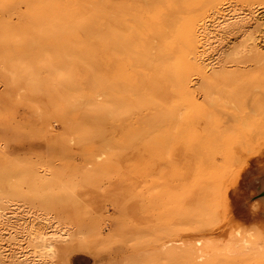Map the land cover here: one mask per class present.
I'll use <instances>...</instances> for the list:
<instances>
[{"label": "rangeland", "instance_id": "1", "mask_svg": "<svg viewBox=\"0 0 264 264\" xmlns=\"http://www.w3.org/2000/svg\"><path fill=\"white\" fill-rule=\"evenodd\" d=\"M127 2L0 0V264H264V0Z\"/></svg>", "mask_w": 264, "mask_h": 264}, {"label": "bare ground", "instance_id": "2", "mask_svg": "<svg viewBox=\"0 0 264 264\" xmlns=\"http://www.w3.org/2000/svg\"><path fill=\"white\" fill-rule=\"evenodd\" d=\"M139 1V0H138ZM131 3H132V1H131ZM131 3H129V2H127V0H126V17H128V19H129V17H131L130 16V5H131ZM138 3V2H137ZM139 5V4H138ZM222 9V8H221ZM137 11V10H136ZM219 11V10H218ZM223 11H224V9H222V10H220L219 12H217L218 13V15L217 16H219V17H222L223 15H221L222 13H223ZM131 12H133V11H131ZM141 13V12H140ZM216 13V14H217ZM134 14H135V12H134ZM180 14V13H179ZM169 15V14H168ZM136 16V15H135ZM174 16V15H173ZM212 16H214V15H212ZM210 17V16H209ZM224 17V16H223ZM260 17V16H259ZM137 18H138V16H137ZM264 18V17H263ZM169 19V18H168ZM178 19V18H177ZM214 18H212V20H213ZM215 19H217V21L218 22H224V19H222V20H220L221 18H215ZM214 19V20H215ZM259 19V18H258ZM211 20V21H212ZM262 20V18H260V20H258V21H261ZM144 21H147V20H145L144 19ZM149 21H150V23L151 22H153V20L152 19H149ZM174 21V20H173ZM263 21V20H262ZM202 22V21H201ZM178 23V22H177ZM205 23H206V21H205ZM208 23V22H207ZM207 23H206V26H207ZM213 24H214V22H212ZM204 24V23H203ZM212 24V25H213ZM226 24V23H225ZM262 24H263V22H258V26H262ZM129 25L130 26H132L133 24L132 23H130V21L129 20H127L126 19V26L127 27H129ZM224 25V24H223ZM201 26H202V24H201ZM225 26V25H224ZM226 26H227V24H226ZM198 27V26H197ZM203 27V26H202ZM209 27V26H208ZM220 27V26H219ZM184 28H186L185 26H184ZM203 28H207V27H203ZM210 28V27H209ZM212 29V28H211ZM205 30H207V29H205ZM192 31V30H191ZM199 31V30H198ZM210 31V30H209ZM204 31H202V33H203ZM206 32V31H205ZM188 33V32H187ZM196 32H194V34H195ZM200 33H201V31H200ZM252 33H254V32H252ZM172 34V33H171ZM216 34H217V32H216ZM225 34V33H224ZM251 34V33H250ZM201 36H202V34H200ZM208 35V34H207ZM255 35V34H254ZM147 36V35H146ZM195 36V35H194ZM193 36V37H194ZM200 36V37H201ZM210 36V35H209ZM251 36V35H250ZM190 37V36H189ZM224 37V36H223ZM248 37V36H247ZM246 37V38H247ZM206 38H208V36L206 37ZM133 39V38H132ZM156 39V38H155ZM187 39V38H186ZM192 39H194V38H192ZM129 40V39H128ZM127 40V41H128ZM157 40V39H156ZM222 40V39H221ZM248 40V39H247ZM247 40L246 41H244V42H247ZM204 41H206V40H204ZM204 41H202V42H204ZM252 41V38H251V40H250V42ZM253 41H255V40H253ZM195 42V41H194ZM167 44H169V42L168 43H165V42H163V44H162V46H165V45H167ZM197 44V43H196ZM211 44V43H210ZM249 44V43H248ZM247 44V45H248ZM194 45V44H193ZM200 45V44H199ZM198 45V46H199ZM214 45V44H213ZM244 46V45H243ZM213 47V46H212ZM250 47V46H249ZM151 48H153V49H155V48H158V46H156L155 44H151ZM162 48V50H163V47H161ZM200 48V47H199ZM201 48L203 49V50H201V52L198 54V52H195L196 54H197V56L199 57L200 56V58L201 59H199V60H201L202 62H201V64H205L206 62L207 63H209L208 62V58L207 59H204L203 60V58L204 57H202V56H204V52H205V47L204 46H201ZM200 48V49H201ZM256 48V47H255ZM187 49V48H186ZM200 49H198L199 51H200ZM209 49V48H208ZM241 49V48H240ZM196 50V49H195ZM243 50V49H242ZM244 51V50H243ZM155 52V51H154ZM186 53V52H185ZM188 53H189V55H190V52L188 51ZM187 54V53H186ZM236 54V53H235ZM242 54V53H241ZM207 55V54H206ZM232 56V55H231ZM234 56V55H233ZM143 58V57H142ZM253 59L254 61H256V60H260L261 58H264V53H262V52H258L257 54H253V52L252 53H246V54H242L241 55V61H238V62H241L240 64H243V66L245 65L244 64V61L246 60V59ZM153 59V58H152ZM180 59V58H179ZM216 59V58H215ZM215 59H213L212 61H211V68H215L216 70L218 69V68H222V67H224V66H226V61H224L223 62V64H220V63H218L217 64V62H218V60H215ZM249 59V60H250ZM220 60V59H219ZM224 60V59H223ZM131 61V60H130ZM232 61V60H231ZM222 63V62H221ZM153 64V62L152 61H150V65H152ZM227 64H229V63H227ZM194 65V64H193ZM204 66H206V64L204 65ZM246 66V65H245ZM131 67V66H130ZM153 67V66H152ZM202 67V66H201ZM143 70V69H142ZM145 70V69H144ZM148 70V69H147ZM151 70V69H150ZM218 71V70H217ZM144 72H146V71H144ZM213 73V72H212ZM201 74H209V72L208 71H206V69L205 70H202L201 71ZM144 76H145V74H144ZM148 76V75H147ZM126 78H127V76H126ZM129 78V77H128ZM148 78V77H147ZM205 78V77H204ZM139 80V79H138ZM140 83V82H139ZM194 83V82H193ZM146 87V86H145ZM167 88V87H166ZM143 89V88H142ZM145 89V88H144ZM138 90V89H137ZM146 90V89H145ZM126 91H127V88H126ZM173 96V95H172ZM129 99H131V98H129ZM174 99H175V97H174ZM178 98H176V100H177ZM154 101V100H153ZM225 103V102H224ZM227 103V102H226ZM228 104V103H227ZM226 104V105H227ZM231 104H232V101H231ZM220 105V104H219ZM229 105V107H231L230 106V104H228ZM236 105V104H235ZM234 107V106H233ZM231 109V108H230ZM237 109H239V107L237 108ZM232 110V109H231ZM231 110H229L230 111V113L231 112H233V111H231ZM133 112V111H132ZM157 112V111H156ZM173 113L172 114H170V115H168V117L166 118L167 120H170L171 119V117H175V116H177V115H180L181 116V112L179 111L178 113H176V111H172ZM229 113V114H230ZM248 114V113H247ZM250 114V113H249ZM166 115L167 114H165L164 116L166 117ZM183 115V114H182ZM231 115H233V116H235V118H236V116L237 115H239V114H237V115H234V114H232L231 113ZM242 115V114H241ZM240 116V115H239ZM138 117V116H137ZM238 117V116H237ZM161 118H163L162 116L160 117V119ZM222 119V118H221ZM237 119V118H236ZM251 119V118H250ZM197 120H199V119H197ZM230 120V119H229ZM160 121V120H159ZM250 121V120H249ZM157 122V121H156ZM167 122V121H166ZM198 122V121H197ZM161 123V122H160ZM242 123V122H241ZM245 123H247V122H245ZM250 123V122H249ZM251 125V124H250ZM192 126V125H191ZM242 128H244L243 126H241ZM245 129V128H244ZM246 130V129H245ZM248 134V133H247ZM252 134V133H251ZM263 135V134H262ZM251 137V136H250ZM253 137V136H252ZM32 226H35L34 224H32ZM249 233V232H248ZM29 234L31 235L30 237L28 236V242L30 243V244H32L33 246H34V251L36 250V252H37V254L39 253V255H50L51 253H57V249H56V245H55V241H54V239H52V237H51V239L52 240H50V239H47L46 238V236H45V234L46 233H43L42 231H40V229H39V226H37L36 228H34L33 230H31V231H29ZM255 235V234H254ZM243 236H244V234H243ZM54 238V237H53ZM251 238V237H250ZM257 238V237H256ZM237 238H235L234 237V235L232 236L231 235V233H229L224 239H222V240H220V242L219 243H216L215 241H213V240H208V239H206V240H203V241H200L199 243H198V245H199V258H201V259H203V258H206L207 256H210V254L211 253H213L214 251L216 252V251H220V252H222L225 256H232V255H237V253L238 252H240L241 250L243 251V249H245V250H247L248 248H249V244H250V241H249V239H245L244 238V240L243 239H239V240H236ZM197 245V244H196ZM249 245V246H248ZM252 246V245H251ZM254 247V246H253ZM32 248V247H31ZM247 248V249H246ZM32 250V249H31ZM248 251V250H247ZM264 251V250H263ZM32 252H33V250H32ZM260 252V251H259ZM2 253V252H1ZM34 253V252H33ZM218 253V252H217ZM2 255V254H1ZM29 255V254H28ZM175 255V254H174Z\"/></svg>", "mask_w": 264, "mask_h": 264}]
</instances>
